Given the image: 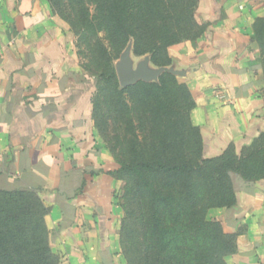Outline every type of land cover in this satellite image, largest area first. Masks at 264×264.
<instances>
[{
	"label": "crops",
	"instance_id": "crops-1",
	"mask_svg": "<svg viewBox=\"0 0 264 264\" xmlns=\"http://www.w3.org/2000/svg\"><path fill=\"white\" fill-rule=\"evenodd\" d=\"M204 32L169 53L192 89L203 154L237 152L264 132V73L254 22L264 0H198ZM75 35L49 0H0V190L30 189L48 207L60 264H127L120 180L92 129L94 89ZM237 204L209 210L236 237L228 264H264V178L235 179Z\"/></svg>",
	"mask_w": 264,
	"mask_h": 264
},
{
	"label": "trees",
	"instance_id": "trees-1",
	"mask_svg": "<svg viewBox=\"0 0 264 264\" xmlns=\"http://www.w3.org/2000/svg\"><path fill=\"white\" fill-rule=\"evenodd\" d=\"M49 2L80 40L98 38L103 69L98 91H87L92 120L100 96L108 94L122 99L128 93L134 105L144 106L151 116L149 128L140 119V133L132 131L128 145L120 147L124 159L117 177L126 179L123 199L137 204L147 244L144 256L131 264H228L226 256L236 250V237L207 215L211 208L237 204L236 178H264V132L241 152L231 143L222 154L205 157L201 130L191 118L196 102L188 85L166 72L158 82L141 80L123 87L115 66L131 39L136 54L152 52L166 56L163 61L154 57L159 65L170 63L168 48L182 42L190 26L198 27L194 11L179 14L170 0H69L70 9L63 8L62 0ZM254 32L264 65V17L256 19ZM121 206L123 241L125 219L133 211L126 202ZM48 210L35 190H0V264L60 263L50 246Z\"/></svg>",
	"mask_w": 264,
	"mask_h": 264
},
{
	"label": "rangeland",
	"instance_id": "rangeland-1",
	"mask_svg": "<svg viewBox=\"0 0 264 264\" xmlns=\"http://www.w3.org/2000/svg\"><path fill=\"white\" fill-rule=\"evenodd\" d=\"M62 1H63L64 9L68 7L69 9L71 8L68 5L69 0H62ZM196 2L197 0H170L171 4L176 5V10L179 14L185 15L188 14L190 10L194 11L192 17L194 21L198 24V27L192 25L188 28V30H186L185 32L186 38L183 39L182 42L194 40L192 37L196 33H198L199 30H201L202 26H205V24L200 23V21L197 18L195 11ZM87 6L90 9H94V6L90 3H88ZM55 13L59 16L58 10L55 9ZM68 25L70 26V29L75 35L77 52L79 51L78 62L80 63V68L82 69L83 72L82 76L86 77L88 80L95 83L94 89L98 91V87H100L99 72L103 69V63H102L103 59L97 48L98 38L95 36H89L88 42H85L84 40H80L74 28H72V26L69 23ZM99 37L105 44H107L106 39H104V33L101 32L99 34ZM133 45H134V40L131 39L128 45L126 46V48L128 46H130L131 48L130 55L133 60L134 69H137L138 66L143 62L147 64L146 67L147 69L150 70L164 68V70L160 73L157 79H153L151 81H146V82H158L162 74L169 72L174 74L179 80V82L187 84L182 80L181 71L176 67L169 53V48L171 46L168 48V54L171 58V62L166 65H159L154 60V57L163 61L166 58V56H161L158 54H155L154 56L152 52H146L138 55L134 52ZM259 52L260 54L258 58L259 61L258 64L262 68L264 73V65L263 62H261L260 60L261 51ZM119 58L115 60V66ZM188 88L192 95L193 100L196 102L194 93L192 89L189 87V85ZM186 112L187 110H184V113ZM150 117L151 116L149 111H147L144 106L137 108L134 105L128 93H125L122 99L115 97L113 95L110 97V94H108V96H103V95L100 96V100L98 101L96 107V114L93 118L92 129L94 131L95 136L97 137V141L100 142L104 147H106L114 158L115 168L113 170L108 171L110 174L114 175L115 177L120 175L119 169L121 168L122 160L124 159L121 154L120 147L122 146L125 147L128 145V141L132 137V131L139 132L138 128L141 124L140 119L143 118L146 122L147 127L149 128ZM118 180H120L121 185L120 188L116 191L115 195L120 205H122L123 202H126L129 212L133 211V213L127 215L125 219V229H123V238H122L123 239L122 254L127 264H131L130 260L135 261V263H137L138 260H140V258L143 257L144 254L146 253L147 244L143 237L144 233L142 230L141 222L138 217L139 210L137 209V204L134 201L130 202L129 200L123 199L126 179L118 178ZM207 217L211 219L209 212ZM56 256L59 258V262L61 263L62 260L61 255L56 254Z\"/></svg>",
	"mask_w": 264,
	"mask_h": 264
},
{
	"label": "water",
	"instance_id": "water-1",
	"mask_svg": "<svg viewBox=\"0 0 264 264\" xmlns=\"http://www.w3.org/2000/svg\"><path fill=\"white\" fill-rule=\"evenodd\" d=\"M130 46H128L121 54L116 63V71L121 86L127 87L139 80L151 81L157 79L164 68L154 70L147 69L145 62L141 63L137 69H134L133 60L130 55ZM179 73V72H178Z\"/></svg>",
	"mask_w": 264,
	"mask_h": 264
}]
</instances>
